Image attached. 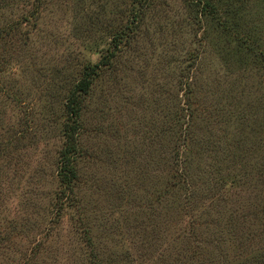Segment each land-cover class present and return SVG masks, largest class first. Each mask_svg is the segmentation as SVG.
<instances>
[{"label":"rangeland","instance_id":"obj_1","mask_svg":"<svg viewBox=\"0 0 264 264\" xmlns=\"http://www.w3.org/2000/svg\"><path fill=\"white\" fill-rule=\"evenodd\" d=\"M29 261L264 264V0H0V264Z\"/></svg>","mask_w":264,"mask_h":264},{"label":"trees","instance_id":"obj_2","mask_svg":"<svg viewBox=\"0 0 264 264\" xmlns=\"http://www.w3.org/2000/svg\"><path fill=\"white\" fill-rule=\"evenodd\" d=\"M209 6V3H205L204 7ZM139 16V14H138ZM101 50V49H100ZM110 62L109 56L102 57L101 60L94 64L89 65L85 69V73L83 74L82 78L79 80V83L74 87V89L69 94L68 103L66 104V116L68 119L69 124V132L70 137L67 140V150L63 152L60 159V183L62 188L58 194L59 203L62 205L60 208L62 211L63 209L67 208V206L71 205L70 202L72 201V194L73 188L75 187L76 183L78 182V170L76 169V158H74V154H76L77 148V137H78V130L72 124V119L75 120L80 119L82 117V98L80 94L87 92L92 84L96 81V77L100 73L99 70L102 69L105 65H108ZM15 67V66H14ZM194 105L190 102L189 109L192 107L194 110ZM192 188L190 184V178L185 172H177L173 176L172 188H177L184 192V194L188 195L187 198H191L192 194L195 193V190L189 191V188ZM72 207V205H71ZM36 251L32 254L35 256L36 259ZM34 259V258H32ZM31 259V260H32ZM30 264V261L28 262Z\"/></svg>","mask_w":264,"mask_h":264}]
</instances>
